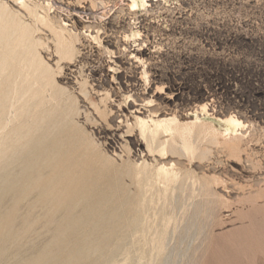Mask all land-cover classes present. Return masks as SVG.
Segmentation results:
<instances>
[{
  "label": "rangeland",
  "instance_id": "374dc122",
  "mask_svg": "<svg viewBox=\"0 0 264 264\" xmlns=\"http://www.w3.org/2000/svg\"><path fill=\"white\" fill-rule=\"evenodd\" d=\"M110 1L113 4L115 0ZM0 2L10 11H20L24 22L32 23L15 0ZM156 2L140 5L134 11L127 7L116 9L110 19L115 27L113 32H103L109 20L104 16L93 22L97 23L96 28L90 31H86V19L74 28L62 16L64 22L68 21L67 29H72L78 38L75 56L68 59H58L47 28L39 26L34 31V39L40 40L37 50L55 73L53 90L67 88L68 101H77L75 106L80 109L69 125L76 120L71 128L82 135L86 156L77 164L79 169L76 165L69 171L78 170L77 174L82 176L86 173V181L80 182L77 189L86 192L85 196L78 192V206L72 213L88 218L85 224L81 223L83 228L81 224L75 225V233L61 234L60 224L50 226L44 220L46 216H41L40 206L28 214L30 203L24 199L17 203L18 192L0 190V215L10 218L16 213L8 223L9 218H0V264H59L74 242L100 239L101 234L90 230L99 215L96 212L103 208L104 224L113 232L103 243L101 254L75 264H264V0ZM40 5L48 10L45 4ZM86 6L92 4L87 2ZM112 9L111 13L115 10ZM49 13L58 18L54 12ZM130 80L135 83L133 97L125 93ZM39 92L41 99L52 90ZM134 99L138 102L131 105L130 100L133 103ZM45 101L48 108L55 105L54 101ZM10 114L9 119L14 116ZM15 116L6 123L8 129L13 127ZM138 116L147 117L151 128L152 120L176 119L168 124L172 125L171 131L160 136L158 149L155 146L150 153L136 120ZM227 116L242 122L235 132L239 137L236 151L226 145L234 135L232 128L220 120ZM78 121L81 124L77 125ZM169 138L176 143L168 142ZM0 163L1 168L8 166L3 158ZM162 167L166 169L165 175ZM84 183L87 185L81 186ZM3 195L13 203L10 199L8 203ZM77 207L88 209L85 212ZM61 214L64 216L65 212ZM40 216L43 221H39ZM56 227L59 231H55ZM65 243L68 246L63 250Z\"/></svg>",
  "mask_w": 264,
  "mask_h": 264
},
{
  "label": "bare ground",
  "instance_id": "6f19581e",
  "mask_svg": "<svg viewBox=\"0 0 264 264\" xmlns=\"http://www.w3.org/2000/svg\"><path fill=\"white\" fill-rule=\"evenodd\" d=\"M15 1L25 9L28 16L31 18L32 23L24 22L25 19L22 20V17H21L22 13L20 11H18V10L17 11H10L8 6H6L4 2L3 3L0 2V160H1V158H3L4 160H7V165H8L5 168H1L2 167L1 165L6 161H3V163L1 162L2 164L0 163L1 164L0 165L1 166L0 167L1 168L0 169V188H1L0 190H2V189L5 190L4 193H6L7 190L8 191L9 190L14 191V192H16V194L18 192L19 196L17 195V197H19V198L16 201L17 203H19V201L20 200L22 201L23 199L27 200L28 201L27 203H30L29 205L31 206V211L27 209L29 211L28 214H30V212H32L33 209H34L33 211H35L36 208H38L40 206L39 209H41L40 212L42 213V215L40 213L39 214L42 217L44 215L46 216V219H44V220L48 221L47 223H49V225H50V223H52L51 224L52 226H53V224H55V226H56V224L58 223V224H60V226H59L60 229L59 228L58 229L61 231V234H66V233L70 234V232L74 231L73 229H74L75 225L81 224L84 221L86 222L85 219L88 218V217H85V219H82L83 217L78 218L75 215L76 213L75 214L72 213V211H75L73 208H76L75 206L77 205V202H78V200H76V195L79 192V191H77V189L79 190V188H78L79 183L85 180V178L83 176L86 173L85 174L83 173L84 175L82 176L81 175L82 173L80 175L77 174L78 170L76 173L69 171L70 169L73 170L72 167H75L78 163H80L82 161L81 160L82 157L86 154V152L84 154L85 149L83 146H85L86 144L84 145V142L82 141V135L79 134V132L77 133L75 131V129L71 128V125H72L71 123H74L73 125H75L76 120L74 122H71L70 123L71 125H69V122L73 120L74 114L80 113V112L79 113L77 112L78 108H76V106H75V103L77 101L74 104L72 103L73 101L72 102L68 101L70 98H69L68 93L66 92L67 91L66 87H65L66 89H60L58 91L53 90L52 87L55 86L54 85L55 84V80H54V74L55 73L54 74L52 73L53 68L48 66L47 65L48 63L46 64L44 62V60H43L44 58L41 57L42 54L40 55V53L38 52L37 46H39L40 40H35L36 38L34 39L33 33L35 30H39V26L47 28L50 31V33L52 34L51 40L54 43V46H55L54 52H55V54L58 55V57H59L58 59H60V60L63 58L68 59V58H71L74 55V53L76 52V50H77L76 41L78 40L77 34L73 33L72 29H69V30L67 29L66 26H68L67 25L68 21H70L72 23L73 27L76 28V26H77L76 24L78 22H81V20L86 19V22H88V24L85 26L86 31H90L91 29L96 28L95 24H97V23L93 24V22L101 19L104 16L105 18H107L109 20L107 21L108 25L104 26L103 32H106L107 29L113 32L115 27L112 24H110V19H111V16L114 15L116 9L122 10L123 7H127L129 10L134 11L140 5L141 6L154 5L157 0H115V1H113V4H109L111 2L110 0H67V1H65V0H38V1H36V0H15ZM37 2L45 4L46 6H44V7H47L48 10L44 11L43 8H41L40 3H37ZM87 2H90L92 4V7L86 6ZM112 8H114L115 10L111 13V10H113ZM40 9H42L43 12H40ZM15 10H16V8H15ZM48 11L54 12V15L57 14L58 18H56L55 16H51ZM62 16H64L68 21L64 22ZM90 20H93V21H90ZM45 31H46V29H45ZM97 32H98V29H97ZM94 38H96V37H94ZM127 38H128V36H127ZM42 41H43V39H42ZM126 47L127 46H125V45L122 47L123 52H125ZM102 48H103V46H102ZM111 53H115V52L111 51ZM129 54H131V52H129ZM131 57L132 56H130V58ZM118 58H120V57L118 56ZM119 61H120V59H119ZM56 62H58V61H56ZM57 64L59 65V63H57ZM138 67H140V66H138ZM96 68H98V67L96 66ZM93 69H91V70L93 71ZM94 70H96V69H94ZM79 72H80V70H79ZM60 73H58V74H60ZM119 73H120V71H119ZM81 74H83V73H81ZM146 74H147V72H146ZM56 75H57V73H56ZM122 77H123V74H122ZM75 78H77V77H75ZM93 78H94V76H93ZM145 78H146V76H145ZM65 79H67V78H65ZM124 79H125V77H124ZM131 81L132 80H130V82ZM145 81H146V79H145ZM126 82H127V80H126ZM135 82H137V81H135ZM56 83H57V81H56ZM127 85H128V87H127V91L125 93L128 94V96H132V91L134 89L133 86H135V83L131 82L130 84H127ZM100 86H102V85H100ZM85 87H86V85H85ZM100 88H102V87H100ZM70 89H71V87H70ZM51 90H52V92H51V94L49 93L50 95L47 96L48 98L47 97L42 98V96H40L41 99L39 98V96H38V94L40 93L39 91L46 92V91H51ZM137 90H138V88H137ZM83 93L86 95L85 92H83ZM145 96H146V94H145ZM45 98H47L49 101H52V102L54 101L55 105L51 108L44 106V104L46 103L45 100H47ZM71 98H73V97H71ZM75 100H76V98H74V101ZM127 100H128V98H127ZM136 102H138L137 99H134L133 103H132V100H130L131 105L136 103ZM46 104H48V103H46ZM135 106H136V104H135ZM81 108H82V106H81ZM123 108H124V106H123ZM128 109H130V108H128ZM79 110L80 109H78V111ZM90 111H92V110H90ZM135 112H139V110H136ZM10 113L11 114L13 113L14 116L16 114L15 119H14L16 124L14 122H11V123H14L15 125L13 124V127L11 125L12 128L8 129L6 123L11 118L14 117V116H11L9 119L8 116ZM75 116H78V115H75ZM78 117H80V116H78ZM90 118H92V117H90ZM96 119H98V118H96ZM113 119H114V116H113ZM118 119H116V120H118ZM136 120L140 125L141 134H142V136H144L143 138H145V140L147 142L146 147L148 146V148H149V150H147L148 152L150 150H155L157 148L156 145L158 143H160V136L161 135L171 131L170 127L172 125L169 126L168 125L169 122L173 123L174 121H176V119H174V118L167 119V120L165 119V120H161V121H153L152 120L151 122L153 124V127L151 128L150 125L148 124L147 117L138 116V117H136ZM220 120L225 122L229 126V128H232V130L234 132V135L232 137H229L226 141L227 147L232 151L238 150V148H239V137L237 136V134L235 132L241 127L242 122L233 116L223 117ZM78 123L81 124L79 121L76 124L78 125ZM197 124H198V122H197ZM198 125H200V123ZM6 129H8V130H6ZM130 129H132V128H130ZM175 131H176V129H175ZM128 132H129V130H128ZM170 134H174V133H170ZM84 135L85 134H83V136ZM89 135H91V132ZM92 137H94V136H92ZM211 139H213V137ZM145 140H144V142H145ZM169 140H170V138H169ZM93 141H94V139H93ZM168 142H171V140ZM171 143H176V142L173 141ZM155 146H156V148H155ZM166 146H167V143H166ZM167 147H169V146H167ZM148 148H146V149H148ZM162 148H160V149H162ZM163 150H161L162 153H163ZM161 151H159V152H161ZM170 152H172V151L170 150ZM175 153H176V151H175ZM88 155H90V154L88 153ZM84 166H86V165H84ZM3 167H4V165H3ZM77 167H78V165H77ZM145 167H147V166H145ZM164 167H165V165H164ZM164 167H162V169L160 168L161 171H163V172L166 171V169ZM80 168L82 169V165ZM107 168H108V166H107ZM142 168H144V167H142ZM77 169H79V167ZM87 169H89V167ZM169 170H170V168H169ZM82 171H83V169H82ZM86 171L88 172L89 170H86ZM97 172L100 173V171H98V170H97ZM159 172L160 171H158L157 174ZM141 173H144V176H145V172H141ZM141 173H139V174H141ZM150 173L152 174V172H150ZM160 174L158 176H160ZM165 174H166V172H164V175ZM175 175L176 174L174 173V176ZM141 176H142V174H141ZM161 176H160V178H161ZM99 178H100V176H99ZM148 179H150V177ZM157 179H158V177H157ZM167 180H168V178H167ZM92 183H91V185H92ZM85 184L86 183L81 184V186L85 185ZM97 187L99 188L98 185H97ZM147 188H146V190H147ZM81 189H82V187L80 188V190ZM108 189H109V187L107 188V190ZM90 191L92 192V190H90ZM120 191H122V190H120ZM14 192H12L13 193L12 195L15 194ZM85 192L86 191H84V193ZM84 193H80V194L84 195ZM92 193H95V190ZM172 194H173V192H172ZM81 195H80V197H81ZM89 196H91V194ZM98 196H99V193H98ZM3 197H4V195H3ZM9 197H11V195ZM35 197L37 199L34 200ZM4 198H6V197H4ZM4 198H2V199L4 200ZM109 198H112V197H109ZM7 199L8 198H6V200ZM9 199L11 200V198H9ZM9 199H8V203L10 201ZM15 199H17V198H14V200ZM88 199H90V198H88ZM88 199H84V200H88ZM11 202L13 203V200H11ZM27 203L25 202V204H27ZM84 203H86V202H84ZM93 205H96V204H93ZM93 205H91V206H93ZM103 205H104V203H103ZM121 205H123V204H121ZM9 206H12V204ZM13 208L16 209L15 207H13ZM23 208H21V209H23ZM77 208H79V207H77ZM10 209H11V207H10ZM25 209H26V207H25ZM29 209H30V207H29ZM82 209L83 208H81L80 210H82ZM84 209H86V208H84ZM84 209H83V211H85ZM87 209H86V211H87ZM94 209H93V211H94ZM102 210H104V208ZM102 210L100 213L96 212L97 214H99L97 216V220L99 223L103 222V219L105 217V214H104L105 212L103 213ZM13 211L14 210H12L10 212H13ZM15 211L17 212V210H15ZM28 211H26V212H28ZM59 211H60V213L58 214L59 216H60L62 211L65 212L64 216L62 214H61L62 216H60V217H62L61 218L62 221H61V219L59 220L61 222L58 221V218H60V217L58 215H57L58 217L56 216L57 212H59ZM83 211H82V213H84ZM90 211H92V210H90ZM90 211H88V214ZM130 211H131V209H130ZM1 212H0V214H1ZM77 213H78V210H77ZM14 214H16V213H14ZM14 214L12 216H14ZM39 214H38V216H39ZM2 215H3V217H2ZM2 215H0V218L2 217V219H3L5 217L3 221H5L7 218H9V217L6 218V216H4L5 214H3V213H2ZM34 215H35V213H33V216ZM79 215L81 216L83 214L79 213ZM91 215H89V216H91ZM12 216L10 218H12ZM41 216H40L41 219L38 217V219H40L39 221H43ZM10 218L6 220L7 223H8V221L12 220V219L10 220ZM30 218L34 219L33 217H30ZM25 219L27 220V218H25ZM38 219H35V220L38 221ZM0 221H1V219H0ZM29 221H31V220H29ZM14 222H15V220H14ZM88 222H89V220H88ZM9 223H11V222H9ZM13 223H11V224H13ZM23 223H24V225H26L28 223V221H27V223L26 222H23ZM33 223L35 224V222H33ZM83 224H85V223H83ZM83 224H81V226ZM2 225H4V224H2ZM7 225H8V228L11 227L10 224H7ZM24 225L22 227H24ZM46 225L44 226V228L46 227ZM113 225L115 226V224H113ZM50 226H48V229L49 228L51 229ZM83 226H85V225H83ZM83 226H82V228H83ZM25 227L27 228V226H25ZM57 227L55 228V231H59V230H56ZM98 227H99V225H98ZM108 227H110V226H108ZM116 227H118V226H116ZM76 229L79 230L78 228H76ZM10 230L13 232V229H10ZM20 231L21 232L24 231V233H25V230H20ZM29 231H28V233H29ZM26 232H27V230H26ZM49 232H51V230ZM75 232H76V230H75ZM75 232H73V233H75ZM106 233H112V231L107 230ZM21 234L23 235V233H21ZM125 234H126V232H125ZM67 246H68V244H66V243L63 244L62 249L65 250Z\"/></svg>",
  "mask_w": 264,
  "mask_h": 264
},
{
  "label": "water",
  "instance_id": "95a60500",
  "mask_svg": "<svg viewBox=\"0 0 264 264\" xmlns=\"http://www.w3.org/2000/svg\"><path fill=\"white\" fill-rule=\"evenodd\" d=\"M107 230L112 231L110 227L108 228L107 225L104 224V220L101 223L96 220L94 225L91 226L90 232L101 234L100 239L97 238L96 242L89 243H86V239L82 242H74L70 251L63 257L59 264H75L79 260L86 259L91 255L98 256L101 254L103 243H105L108 236L111 234L106 233ZM55 241L57 242L58 240L56 239Z\"/></svg>",
  "mask_w": 264,
  "mask_h": 264
}]
</instances>
